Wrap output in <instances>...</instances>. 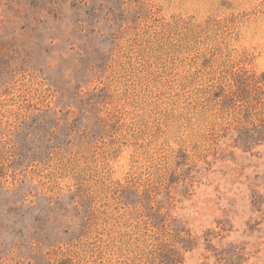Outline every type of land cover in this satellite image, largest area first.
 Returning <instances> with one entry per match:
<instances>
[{"label":"rangeland","instance_id":"374dc122","mask_svg":"<svg viewBox=\"0 0 264 264\" xmlns=\"http://www.w3.org/2000/svg\"><path fill=\"white\" fill-rule=\"evenodd\" d=\"M0 264H264V0H0Z\"/></svg>","mask_w":264,"mask_h":264}]
</instances>
